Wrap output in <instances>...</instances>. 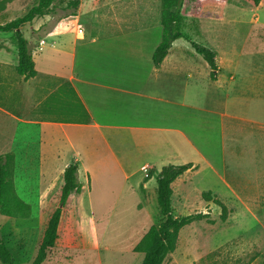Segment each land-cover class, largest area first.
I'll return each instance as SVG.
<instances>
[{
	"label": "crops",
	"instance_id": "crops-1",
	"mask_svg": "<svg viewBox=\"0 0 264 264\" xmlns=\"http://www.w3.org/2000/svg\"><path fill=\"white\" fill-rule=\"evenodd\" d=\"M108 1H81L75 15H61L49 27L35 18L25 24L29 36L22 26L34 49L36 74L28 79L16 71L14 31H0V148L15 154L18 194L47 196L56 180L62 191L72 162L80 181L81 168L86 177L100 172L129 179L148 165L154 171L143 180L147 192L175 159L193 164L186 172L210 164L199 138L210 134L212 115L224 146L229 121L250 129L253 171L263 177L264 0H201V9L200 0H190L185 36L158 66L161 12L143 11L133 25L129 10L110 11ZM192 42L217 53L215 77ZM234 143L247 145L239 137ZM65 148L72 162H61ZM35 163L37 186L27 182ZM81 182V193L69 197L78 195L80 205L87 188ZM44 201L41 209L50 205Z\"/></svg>",
	"mask_w": 264,
	"mask_h": 264
},
{
	"label": "rangeland",
	"instance_id": "rangeland-1",
	"mask_svg": "<svg viewBox=\"0 0 264 264\" xmlns=\"http://www.w3.org/2000/svg\"><path fill=\"white\" fill-rule=\"evenodd\" d=\"M38 1L0 0V23L21 16ZM68 1L58 0L51 13L43 16L48 27L71 10L67 9ZM81 1L86 4V0ZM108 2L110 11L128 13L129 10L133 25H138L143 11L162 12L161 0ZM197 6L201 9V0ZM189 13L190 0H185L183 30ZM28 25L23 29L26 36L30 33ZM38 56L35 54L37 62H41ZM211 118L210 134L207 131L205 138H199V148L208 155L210 164L200 162L172 184V208L176 217L195 213L207 217L181 229L177 248L164 264H261L264 260V173L263 177H257L258 173L253 171L256 165L252 159L253 148L247 143L251 131L236 124L235 120L229 121L228 143L224 146L220 142L215 116ZM236 137L247 145L241 143L236 147ZM0 151L1 154L10 152L8 148H0ZM61 158V162H72L71 150L65 148ZM178 160L172 164H183L185 158ZM16 167L15 164V170ZM34 167L27 182L37 186L32 179L38 174L34 170L40 165L35 163ZM144 171L147 173L140 171L126 179L121 174L107 177L100 172L86 177L81 168L80 178L87 186L85 202L80 205L78 195L69 198L63 207L57 244L43 264H141L144 253L136 252L134 247L152 225L164 220L155 192L157 176L147 192L142 191L144 178L152 176L154 170L147 165ZM59 186V180L52 181L51 194L47 196L19 194L28 203L31 201L28 217L0 214L2 237L18 264H32L36 257L49 217L60 204ZM32 190L36 191L37 187ZM206 192H210L212 200L205 198ZM45 198L50 205L41 209L38 202ZM215 199L227 206L225 219L222 207ZM0 264L4 263L0 261Z\"/></svg>",
	"mask_w": 264,
	"mask_h": 264
},
{
	"label": "trees",
	"instance_id": "trees-1",
	"mask_svg": "<svg viewBox=\"0 0 264 264\" xmlns=\"http://www.w3.org/2000/svg\"><path fill=\"white\" fill-rule=\"evenodd\" d=\"M58 0H39L32 5L23 15L7 22L0 23V31H14V39L18 48L19 63L16 71L19 75L28 79L36 74L34 49L25 37L22 26L31 23L35 18L43 17L51 13ZM259 4L260 0H250ZM185 0H161V21L163 36L161 42L154 51L155 65H159L168 55L175 40L184 37L182 10ZM81 0H69L67 9H71L62 17L75 15L79 9ZM196 51L200 53L212 68V77L218 67L217 53L211 48L192 42ZM15 164L16 157L13 152L0 155V214L10 217H28L31 213V205L17 192L15 187ZM192 163L165 165L157 175V202L164 220L152 225L142 239L136 244L134 250L144 253L141 264H164L169 254L173 253L178 245L181 229L196 220L207 217L203 213L189 214L176 217L172 208V184L192 168ZM77 163H70L64 171V184L62 186L60 204L49 217L44 230L43 238L39 244L38 252L32 264H43L48 257L49 251L54 248L59 238V228L63 213L69 197L73 193H81L82 182L78 175ZM207 200H212L210 192L204 194ZM215 202L222 207V217L227 216V206L219 199ZM0 261L4 264H18L13 252L4 241L0 229ZM261 264H264V260Z\"/></svg>",
	"mask_w": 264,
	"mask_h": 264
},
{
	"label": "built area",
	"instance_id": "built-area-1",
	"mask_svg": "<svg viewBox=\"0 0 264 264\" xmlns=\"http://www.w3.org/2000/svg\"><path fill=\"white\" fill-rule=\"evenodd\" d=\"M144 169H146V168L144 167Z\"/></svg>",
	"mask_w": 264,
	"mask_h": 264
}]
</instances>
